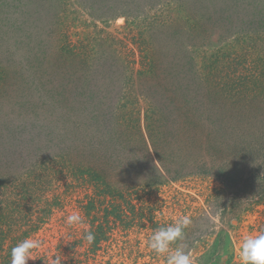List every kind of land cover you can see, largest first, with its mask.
Returning a JSON list of instances; mask_svg holds the SVG:
<instances>
[{
  "label": "rangeland",
  "instance_id": "374dc122",
  "mask_svg": "<svg viewBox=\"0 0 264 264\" xmlns=\"http://www.w3.org/2000/svg\"><path fill=\"white\" fill-rule=\"evenodd\" d=\"M224 1L232 3V6L229 10L221 11L225 9ZM247 1L253 2V10L251 3L248 2L246 12L240 10L235 12L238 3L243 0H0V96L3 90L5 97L10 98L7 100L9 104L6 105V109L15 103L18 92L14 98V93L8 94L7 88L3 85L9 78L12 81L13 77L14 84L18 83L22 72L21 80L25 84H31V78H37L38 82L35 84L37 86L34 85L35 87L19 96L27 99V103L39 98L37 88L39 90L40 84H45L42 91L45 100L49 98L47 90L58 88L59 94H62V98L58 97L59 101L62 99L64 102L69 100L77 103L86 102L84 108L69 112L66 116L65 123L62 124V138L70 137L81 149H91L89 161L99 163L107 160L108 158H104L108 155L112 156L110 161H113L115 156L121 152L125 153L132 145L137 147L135 144L137 138L131 136L129 147V143L124 139L108 132L107 122L98 124L97 119L94 121L98 110L94 111L93 107L101 105L100 97H103L98 87H103L106 84L104 82L111 76L118 80L133 77L134 80L138 76L148 78L151 75L149 79L152 80L149 82L158 81L159 77L148 70L153 62L150 60L155 59L153 53L156 49L171 46V49H174L171 53L178 54L181 50H186L192 54V58L181 60V66L185 67L181 72L183 82L180 87V92L185 93L186 98L192 101V105L189 109L185 106L179 110V116L176 118L184 116L187 111H192L193 101L195 107L200 106L201 101L203 104L208 101L209 107L214 102L224 100L228 102L233 98L237 104L228 109L231 116L240 112L245 114L244 101L246 109L253 107L250 114L259 113L260 106L264 103V0ZM233 11L239 15H232ZM259 12H263L262 15H258ZM148 43L152 44V46L149 44L150 48L147 47ZM181 45H186L187 48L179 49ZM147 52H151L152 55H146ZM165 52L156 54L157 73L162 69H169L166 68L168 66L166 64L171 58L168 59V52ZM171 53H168L169 57ZM37 60H43L53 74L44 75L41 68L36 69ZM15 74L19 77L16 78ZM59 84H62V90H59ZM23 86L25 87L24 84ZM115 91L118 95L117 87ZM228 91L232 93L231 99ZM116 94L111 91L110 97L103 100L109 107L108 113H113V102L110 100L117 97L114 96ZM154 94L155 92L146 90L143 98L140 90L131 85L127 91L128 99L141 102L143 107L149 106L148 102L153 100ZM180 95L176 97L177 106L183 105L186 100ZM162 97L163 95L160 98ZM227 108L222 106L217 110L222 113L221 118L226 114ZM146 109L149 111L142 113L144 116H149V113L155 110L152 106ZM50 111L49 118L45 115L32 114V111L27 112L24 117L29 116V121L43 127V124L47 125L56 119V111L52 112V107ZM38 113L43 114L40 110ZM2 114L1 112L0 115ZM178 121L182 122L183 119ZM87 124H92L88 131ZM2 125L0 121L1 134ZM31 127V124L26 128L22 126L24 129H19L17 133L20 134L19 131L23 133L26 129L29 133L24 132L22 137L27 135L35 137L31 146L32 161H35L33 163L39 166L58 162L50 154L56 147L53 146L54 142H48L49 139L44 134L39 135V129ZM83 131L89 134L81 138L79 134ZM3 142L4 140L0 141V145ZM45 144L46 149L40 151ZM21 151L26 154V147L24 146ZM43 151L47 152L44 154ZM83 159L84 156H80L78 161L72 159L66 163H79ZM13 167L14 165L1 166L0 180L13 181L28 172V167L18 165L15 168L17 174L15 177H12L14 174L12 172L6 174ZM115 171L116 175L113 172V176L118 180L122 179L125 174L122 168ZM127 179L130 181L129 184L145 180L137 176ZM45 180L50 182L47 187L42 185L44 191L40 197L33 196L32 191L28 196H21L20 191L9 193L11 188L0 187L2 225L7 230L15 229L13 235L19 236L20 232L25 231L36 219V214L40 213L39 215L46 216L44 219L46 224L36 235H32L34 239L42 241V247L33 250V260L40 257V253L52 250L51 254L55 252L57 255L63 251L60 257L62 261L74 259L75 264H88L87 257H68L69 252L64 246L65 243L76 241L81 244L85 232L97 225V220L91 221L94 214L88 215L84 209L89 200L87 195L91 194L92 188L81 186V180L75 178L67 179L62 176L58 179L46 176ZM217 191L227 194V201L232 197L231 191L225 189V185L218 179L207 175H191L176 181L167 180L162 184L158 181L153 188H141L139 194L151 205H156L154 207L156 210L162 211L159 215L165 214L176 219L181 215H197L199 211L209 210L210 204L216 203ZM57 197L60 202H53L50 207L46 205L34 207L36 200L41 203L40 198L54 201ZM16 198L22 202L17 211H13ZM218 202L222 204L221 198ZM214 210L210 209L206 217H199L200 221L195 225V235L202 237V240L193 241V244L188 246L183 244L182 247L185 251L187 247L190 249L187 252L194 264H202L204 262V257L201 260L202 253L211 251L218 233L224 228L227 233L231 232V241L225 256L239 263L238 249L242 237L264 232L262 225L264 205L241 213L233 221L232 214H221V208ZM73 212H79L84 217L83 227H70L65 223L66 217ZM13 215H17L15 221ZM148 233L149 231L143 228L136 235L133 234L134 247L140 248L141 251L132 255L126 253L122 259L127 260V264H166L164 257L157 255L148 247ZM11 243V240L6 239L5 243L0 244V264H11V258L6 252L7 249L10 256L7 245ZM58 246L61 252L57 251ZM80 247V251L87 247V241ZM107 253L109 251L106 249L104 253L99 251V254L105 257ZM110 253L116 255V252Z\"/></svg>",
  "mask_w": 264,
  "mask_h": 264
},
{
  "label": "trees",
  "instance_id": "16d2710c",
  "mask_svg": "<svg viewBox=\"0 0 264 264\" xmlns=\"http://www.w3.org/2000/svg\"><path fill=\"white\" fill-rule=\"evenodd\" d=\"M248 2L251 3L253 10V2L243 0V2L238 3L235 12L239 10L246 12ZM224 6L225 9L221 11L229 10L232 3L224 1ZM262 13L258 15H262ZM233 14L236 13L233 11ZM149 44L152 46L151 43H148V48H150ZM169 47L161 46L160 49H156L153 53L155 59L150 60L153 62L148 70L159 77L158 81L149 82L152 80V78L149 79L151 75L148 78L138 76L134 80H132L133 77L118 80L111 76L104 82L106 84L103 87H98V91L103 94V97H100L102 99L101 105L93 107L94 111L98 110L94 121L97 119L98 124L107 122L105 124L108 132L113 136L117 134L118 138H122L129 143V147L131 146V136L137 138L135 141L137 147L132 145V148L125 153L121 152L115 156L113 161H110L111 155L106 156L104 159H108L99 163L92 159V161H89L92 154L91 149H81L70 137L67 139L62 138V124L65 123L66 116L69 112L73 113L80 108H84L86 102L77 103L70 100L64 102L58 88L47 90L49 98L45 100L42 94L45 84H40L39 90L37 88L40 93L39 98L27 103V99L19 98V96L28 89L37 86L35 84H38V82H36L37 78H31V84H25L21 80L23 77L22 72L20 77L15 74L16 78H20L18 83L14 84L15 78L13 77L12 81L9 78L3 85L7 88L8 94L14 93L15 98L18 92V96L15 103L12 102L13 104L9 105L10 108L7 107V109L6 105L9 104L7 100L10 98L5 97L3 90L0 96V113H3L0 115V121L3 124L0 141L4 140L3 144L0 145V167L14 165L6 173H14L12 177L17 175L15 168L18 165L28 167V172L23 177L16 178L13 181L0 180V187L11 188L9 193L20 191L21 196H28V193L32 191L33 196L40 197L44 191L42 185L47 187L50 182L45 180L46 176L58 177V179L63 176L67 179L81 180V186L92 188L91 194L87 195L89 200L84 205V209L88 215L94 214L91 221L93 219L97 220V225L89 229L94 233L95 241L91 245L87 242V247H84L82 251L79 248L86 242L84 238L81 239V244L77 241L65 243L64 248L69 252L68 257H87L86 262L88 264H127V260L122 259L126 253L132 255V253L141 251L140 248L134 247L133 234L136 235L139 230L146 228L149 231L148 238H150L158 227L172 224L177 219L169 218L165 214L159 215L162 211L156 210L154 208L156 205H151L147 199H143L139 194L141 188H153L158 181L162 184L167 180L176 181L191 175H207L218 179L225 185V189L231 191L232 197L227 201L228 195L217 191V199L221 198L222 204L216 199V203L212 202L210 204L209 210L212 209L213 211L221 208V214H232L231 221L241 213L249 212L254 207L264 205V117H262L264 103L260 106L259 113L250 114L253 107L246 109L247 105L244 101L245 108L243 111H245V114L240 112L238 115L231 116L228 109L237 102H234V98L231 99L233 97L232 93L228 91L230 101L214 102L209 107H207L208 101H205L206 104L201 101L198 107H195V101H193L192 111H187L184 116L176 118L179 116V110L185 106L189 109L192 105V101L186 98L185 93L180 92L183 82L181 72L185 67L181 66V60L192 58V54H189V51L186 50H181L178 54L171 53L174 49H171V46ZM185 48H187L186 45H181L179 49ZM161 51H166L165 53L168 52L172 55L169 57L167 53L168 59L171 58L166 64V66L168 65L166 68L169 69H162L157 73L156 54ZM151 52H147L146 55H152ZM37 62L36 69L41 68L40 70L44 75L53 74L43 60H37ZM129 85L140 90L143 98L146 90L155 92L153 100L148 102L150 103L149 106H145L146 108H151V106L155 108L149 113V116L142 114L148 113L149 109L143 107L141 102L128 99ZM116 87L118 95L115 91ZM59 90H62V84H59ZM111 91L117 97L110 100V102H113V113H108L109 107L103 100L110 97L109 93ZM179 94H181L180 97H183V100H186L183 105L177 106L176 97ZM161 95H163L162 98H160ZM58 97H61L60 101ZM115 104L119 106L116 107ZM109 106L112 107L111 103H109ZM222 106L228 108L226 114L221 118L220 114L222 113L217 110L221 109ZM51 107L52 112L56 111V119L49 124L47 123V125L43 124V127H38L37 124L35 125L31 120L29 121V116L24 117L27 112L32 111V114L45 115L46 118H49ZM4 109L6 111H3ZM38 110L43 114L38 113ZM106 117L108 118L107 121ZM181 119H183L182 122L178 121ZM30 124L31 128L39 129V135L44 134L49 139L48 142H54L53 146L56 145V147L51 150L50 154L58 162L39 166L33 163L35 161H32L31 146L35 137L32 138L28 135L22 137L24 132L29 133L26 129L23 133L19 131L22 138L17 133L19 129H24L22 126L26 128ZM72 124H74V121H72ZM91 125H86L87 131ZM6 132L8 134H4ZM87 134L89 133L83 131L80 132L79 136L84 138ZM46 144L41 147L40 151L46 149L44 148ZM24 146L26 147V154L21 151ZM46 152L43 151L44 154ZM80 156H84L82 162L66 163V161L69 162L72 159L77 160ZM104 163L105 165H103ZM120 167L125 174L122 179L118 180L112 173L114 172L116 175L115 170L121 169ZM132 176L141 177L145 180L129 184L130 181L127 178L131 179ZM158 178L160 179L157 180ZM40 200L41 203L36 200L35 204L32 200L34 207L35 205L50 207L53 202H60L58 197L54 201H51V199L49 201L46 198H40ZM21 202V199L14 201L13 211H17ZM209 210L199 211L197 215H189L193 223L185 229V239L178 242L179 246H183V244L188 246L193 244V241L202 240V237L195 235L194 229L200 221L199 217H206ZM39 214H36V219L31 225H28L29 227L25 231L20 232L19 236L13 235L15 229H5L2 225L3 222L0 220V244L5 243L6 239L12 241L11 244L7 245L10 250L9 256L6 249L8 257L11 258V249L18 242L25 238H33L32 235H36L46 224L44 221L46 216ZM12 218L15 221L17 215H13ZM262 225H264V222ZM230 235L231 232L227 233L223 228L218 233L211 251L205 254L202 253L201 260L204 257V262L201 261V263L239 264L235 259L225 256L231 241ZM5 237L7 238L3 240ZM60 246L57 248L59 252H61L59 250ZM176 246L173 245V248ZM105 249L109 251L106 257L99 254L100 250L104 253ZM188 250L190 249L187 247L186 251ZM110 252H116V255H120V257L110 255ZM51 253L52 250L48 253H40V257L28 261V264H51L52 257H62L63 255V251L62 254L58 255L55 252ZM72 263L75 264L74 259L63 260L62 262V264Z\"/></svg>",
  "mask_w": 264,
  "mask_h": 264
},
{
  "label": "clouds",
  "instance_id": "9594fccd",
  "mask_svg": "<svg viewBox=\"0 0 264 264\" xmlns=\"http://www.w3.org/2000/svg\"><path fill=\"white\" fill-rule=\"evenodd\" d=\"M68 226H84V217L79 212H73L66 217ZM192 224L188 215H181L174 223L158 227L148 240V247L157 255L165 258L166 264H194L191 255L179 246L186 236L185 229ZM89 245L94 243L95 235L91 230L83 237ZM173 245H177L173 248ZM42 247V241L25 238L11 249V264H28L33 260V250ZM239 264H264V232L248 234L242 237L238 249ZM59 256L52 259L51 264H62Z\"/></svg>",
  "mask_w": 264,
  "mask_h": 264
}]
</instances>
